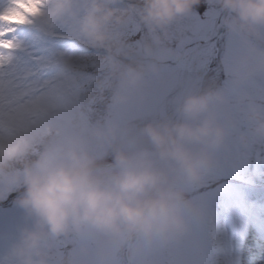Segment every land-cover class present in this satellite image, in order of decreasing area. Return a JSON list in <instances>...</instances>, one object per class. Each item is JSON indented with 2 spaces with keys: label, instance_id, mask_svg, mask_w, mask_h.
Wrapping results in <instances>:
<instances>
[{
  "label": "clouds",
  "instance_id": "obj_1",
  "mask_svg": "<svg viewBox=\"0 0 264 264\" xmlns=\"http://www.w3.org/2000/svg\"><path fill=\"white\" fill-rule=\"evenodd\" d=\"M121 0H44L33 21L46 31L65 17L77 18V34L87 44L107 47L104 59L118 80L113 103L131 102L155 64L122 65L116 29L132 9ZM200 0H141L134 10L151 31L190 13ZM222 25L239 38L240 54L228 66L234 87H208L175 100L176 119L164 116L130 132L119 122L89 127L65 122L57 135L39 144L27 133L0 136V182L19 185L16 204L31 221L7 252V264H50L58 238L92 235L97 264H151V257L190 231V189L214 168L228 147L235 103L249 122L239 134L244 146L264 141V100L246 85L264 74V0H215ZM5 54H12L5 51ZM151 55V48L146 49ZM97 149H104L103 152ZM108 150L112 162L106 163ZM81 251L87 253L88 245Z\"/></svg>",
  "mask_w": 264,
  "mask_h": 264
},
{
  "label": "rangeland",
  "instance_id": "obj_2",
  "mask_svg": "<svg viewBox=\"0 0 264 264\" xmlns=\"http://www.w3.org/2000/svg\"><path fill=\"white\" fill-rule=\"evenodd\" d=\"M8 5L9 0H0V11ZM140 6L141 0H121L116 5L121 9H132L127 22L116 29L123 45L117 59L122 65L155 64L158 71H148L143 88L123 106L113 103L118 80L104 66V59L109 55L107 47L91 46L78 36V17L63 18L51 31L43 30L35 22L18 27L13 34L26 49L17 55L26 67L37 71L43 79H52L62 71L61 65L46 67L47 61L61 54L72 61L76 68L72 86L77 106L74 124L95 127L115 121L135 132L148 121L164 116L176 119V98L201 90V80L202 90L208 87L229 90L234 87L227 69L239 58L238 37L225 32L219 54L212 67L208 68L216 53L214 40L225 15L215 0H200L198 7L194 6L189 14L170 24L172 29L178 26L180 30L178 39L172 43L169 40L173 30L167 34L168 26L153 32L141 22L134 10ZM257 43L264 48V40ZM148 47L151 55H146ZM186 60L191 62L188 67L191 77L183 75L186 69L183 62ZM245 87L264 100V74L254 75ZM231 111L232 117L228 119V110H224V118L233 129L227 141L228 147L218 153L213 170L190 189L188 198L193 208L190 231L154 254L151 264H234L233 245L241 236L244 203L249 201L247 191L256 188L252 181L258 161L249 156L254 142L244 146L238 139L240 132L248 130L249 122L235 103ZM111 160V151L108 150L105 162ZM251 165L252 170L248 167ZM22 191L19 185L7 186L0 182V201L15 202ZM18 209H0V264H7L8 249L19 235L8 232L13 220H19L17 226L27 220L24 211L19 206ZM254 224L257 225V221ZM85 244L88 245L87 253L81 251ZM98 255L94 236L74 235L54 241L50 264H97ZM250 257H256L260 262L264 260L256 254Z\"/></svg>",
  "mask_w": 264,
  "mask_h": 264
},
{
  "label": "snow or ice",
  "instance_id": "obj_3",
  "mask_svg": "<svg viewBox=\"0 0 264 264\" xmlns=\"http://www.w3.org/2000/svg\"><path fill=\"white\" fill-rule=\"evenodd\" d=\"M43 3L9 0L0 11V136L31 134L36 146L59 134L65 122H73L77 107L72 88L76 68L70 59L61 54L47 61L46 67L61 65L62 71L43 79L17 55L26 49L13 34L18 27L34 23Z\"/></svg>",
  "mask_w": 264,
  "mask_h": 264
},
{
  "label": "bare ground",
  "instance_id": "obj_4",
  "mask_svg": "<svg viewBox=\"0 0 264 264\" xmlns=\"http://www.w3.org/2000/svg\"><path fill=\"white\" fill-rule=\"evenodd\" d=\"M264 141L254 142L250 147L249 156L258 161L257 173L253 176V183L256 188L247 191L249 201L244 203L245 209L242 213L243 227L240 232L241 236L235 239L233 249L235 262L234 264H264L250 257L256 254L257 257L264 259V226L258 227L254 221L264 222ZM252 170V165L248 166Z\"/></svg>",
  "mask_w": 264,
  "mask_h": 264
},
{
  "label": "trees",
  "instance_id": "obj_5",
  "mask_svg": "<svg viewBox=\"0 0 264 264\" xmlns=\"http://www.w3.org/2000/svg\"><path fill=\"white\" fill-rule=\"evenodd\" d=\"M195 6L198 7L197 5H195ZM166 32H167V34L170 33L169 30H167ZM175 35H176V34H175ZM175 35H174V36H173V35H170L171 39L176 38ZM172 37H173V38H172ZM171 39H170V41H171ZM101 102H102V101H101ZM101 102H99V104H100ZM103 105L105 106L106 104H103ZM39 147H40V146H39ZM111 162H112V160L109 161V162H107V163H111ZM16 200H17V198H16L14 201H16ZM6 201L9 202L10 200H6Z\"/></svg>",
  "mask_w": 264,
  "mask_h": 264
}]
</instances>
